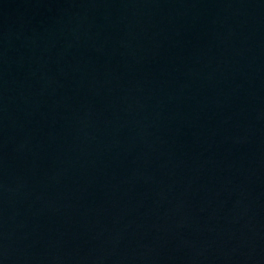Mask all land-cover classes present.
Segmentation results:
<instances>
[{
    "label": "water",
    "instance_id": "1",
    "mask_svg": "<svg viewBox=\"0 0 264 264\" xmlns=\"http://www.w3.org/2000/svg\"><path fill=\"white\" fill-rule=\"evenodd\" d=\"M0 264H264V0H0Z\"/></svg>",
    "mask_w": 264,
    "mask_h": 264
}]
</instances>
